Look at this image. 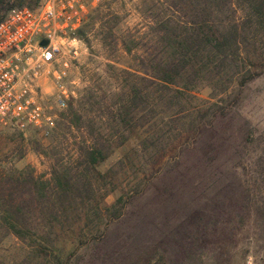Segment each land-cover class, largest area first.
Returning <instances> with one entry per match:
<instances>
[{"label": "rangeland", "instance_id": "1", "mask_svg": "<svg viewBox=\"0 0 264 264\" xmlns=\"http://www.w3.org/2000/svg\"><path fill=\"white\" fill-rule=\"evenodd\" d=\"M81 2L84 10L80 22L70 34L76 40L73 44L72 40L70 44L62 43L67 61L62 79L67 91L65 104L59 105L54 99L57 83L47 76L38 80L42 103L53 115L52 126L45 133L0 128V264H115L111 257L105 262L103 253L118 248L121 241L126 243L122 253L131 249L132 257L134 253L141 254L137 264L142 259H147L146 264H245L247 258L254 264H264L263 27L254 38H249L248 29L239 30L241 55L254 60V64L243 67V62L229 57L226 65L217 61L216 66H211L212 72L216 69L214 86L199 84L191 94L185 95L196 107L192 110L195 121L209 119L210 123L194 136V150L179 148L178 135L170 129L172 142L167 145V154L173 156L178 150L179 153L167 159L163 157L166 160L148 180L147 189L125 202L124 216L108 225L101 241L87 239L95 221L91 219L84 224L83 210L79 213L81 218L76 220L72 219L74 213H68L65 225L71 224L65 229L42 221L40 207L44 210L45 203L37 197L33 180L48 177L52 168L65 165L73 169L77 146L93 141L88 133L90 127L98 128L100 133L110 129L113 124L107 122L110 121L107 112L114 109L112 101L129 90L132 71L142 74L149 63L164 53L162 25L169 16L180 17L185 7L182 0ZM21 4L36 6L34 0H8L0 5V14ZM219 5L220 10L214 12L215 22L225 28L237 20L236 26L241 27L244 6L236 5L233 0H220ZM251 45L259 48L252 53ZM244 68L257 74L238 86L236 82L246 73ZM89 93L93 94L92 101ZM216 107L221 111L212 112ZM186 118L177 120V133L181 131L185 135L188 131ZM167 123L161 124L160 130L167 129L170 125ZM136 130L121 142L116 138L109 141L106 154L94 165L93 202L98 206L111 204L119 194L127 195L137 180L148 176L150 167L157 165L158 151L150 145L143 148L141 136L144 135L140 127ZM200 159L207 165L212 161L210 165L214 168L210 165L209 170L199 168L201 163L195 162L197 171L202 170L197 181L203 186L200 190L182 195L177 188L163 191L172 183L179 184L177 170ZM238 161L246 166L245 173H241L239 166L230 165ZM223 171L225 175H221ZM239 175L249 183L246 192L233 190ZM165 198L171 208L161 206ZM184 199L185 203L191 200L194 208L189 209ZM178 205L184 212H177L176 218L167 216L163 222V215L171 214ZM195 210L202 215L197 224L180 223L177 234L171 233L180 217ZM142 213L145 228L137 226ZM18 226L26 228L27 234H17L12 227ZM141 229H146L145 235L139 234ZM40 232H44V238L38 237ZM127 235L130 236L126 238Z\"/></svg>", "mask_w": 264, "mask_h": 264}, {"label": "trees", "instance_id": "2", "mask_svg": "<svg viewBox=\"0 0 264 264\" xmlns=\"http://www.w3.org/2000/svg\"><path fill=\"white\" fill-rule=\"evenodd\" d=\"M39 1L40 0H34V3L37 5ZM169 1L174 3V0ZM182 1L185 7H183L184 11L180 14V17L174 19L172 16H169L162 25V35L160 37L166 44L163 50L164 53L159 55L160 57L157 61L149 63L145 71H142V74L132 71L133 80L129 86V90L120 93L116 99L112 101L114 109H110L107 112L110 120L107 122L113 124L110 129L100 133L98 128L93 129L90 127L88 133L92 135L93 141L77 146V158L74 166H72L73 169L65 165L59 168H52L48 177H38L33 180L37 197L41 202L45 203L44 210L40 207L42 221L46 220L50 225L57 224L60 229H65L71 224L66 223L67 226L65 225V221L68 222V213H74L72 219L76 220V218H81L79 213L83 210L81 215L83 214L82 218L85 219L84 224H87L91 219L95 221L93 224L94 227H91L93 229L90 228V231L86 235L87 239L101 241L108 230V225L124 216L125 202H127L132 195L144 192L147 189L146 184L148 180L162 167L167 157H173L179 153L178 150L173 156L167 154V145L172 142L170 140V129H174V131H176L175 135H178L179 148L184 147L185 149L194 150V146H192L195 139L194 136L199 129L207 126L210 120L203 119L204 121L200 120L197 123L195 121L196 115H193L194 111H192L196 107L192 106L190 104L191 102L187 101L186 97L191 94L194 88L199 86V84H206L209 87L214 86L213 81L215 80L214 74L216 69L212 72L211 66H216L217 61L226 65L228 59L240 60V62H243V67L246 64H254V60L245 57L246 55H241L239 49L243 47L240 46L241 42L239 41V35L240 31L244 32V29H248L247 33L251 32L249 38H254L257 33L262 32V27L264 28V0H233L236 5L240 4L244 6L243 14L245 19L240 23L241 27L236 26L237 20H232L229 26H225V28L215 22L214 12L220 10V0ZM7 2L8 0H0V5L3 3L7 4ZM185 2H187L188 5H186ZM11 4L12 3L9 5ZM22 5L25 4L19 6ZM1 16L2 14H0V17ZM251 46L253 48L251 49L252 53L259 48V46ZM245 52H247V50ZM259 55L261 56L262 54ZM154 57L158 56L154 55ZM227 57L229 58L227 59ZM257 59L261 60L259 58ZM244 69L246 70V68ZM254 74H257V72L247 69L246 73L241 75L242 77L236 82L237 85H242L244 81ZM88 97L91 98V101L94 98L92 93H89ZM201 106L204 105L202 104ZM207 109H209V107ZM197 110L198 108L195 112H197ZM216 111L220 112L221 108L216 107L212 110V112ZM70 113L72 115L75 112L71 109ZM180 117H187L185 120L189 124L188 131H186L185 135H182L181 131L177 133L178 127H175ZM166 122L170 124L168 128L160 130V125H165ZM139 127L142 132L141 135H144L141 136L143 148L150 145L158 151L157 165L155 167L154 165L150 167L151 171L148 176L139 178L127 195L123 197V195L119 194L111 204L98 206L93 202L92 171L94 165L106 154L110 144L109 141L116 138L118 142H121L126 139L129 134L136 133V129ZM163 157L166 159H163ZM194 160H197V158H194ZM195 162H197L198 165L201 163L199 168L205 167L203 169L209 170L208 168L212 161L207 165V163L200 159L199 161L190 162V165L187 167L184 165L181 170L176 171L179 184L176 185L172 183L164 188L163 191L168 190L166 192H170L172 189L177 188L182 195V193L197 192L200 190L203 186L201 187L200 182L197 181L200 179L202 174L200 172H202V170L197 171L198 168L195 167ZM233 164L242 169L241 173H245L246 170L244 168H246V166L243 162L238 161L230 165ZM223 166L225 167V165ZM210 167L214 170L212 165H210ZM71 169L73 171V176L70 173ZM225 174L226 172L221 175ZM247 182L246 178L239 175L238 182L236 186H234L235 189L233 187V190H237L239 193L243 191L246 192L249 188V183ZM209 183L211 187L214 186L211 181H209ZM223 185L222 183L218 189ZM204 188H207V186L204 185ZM225 192L227 193V191ZM178 200L181 203L179 198ZM186 201L187 200L184 199L183 203ZM165 202L166 198L161 203V206L170 207L169 203ZM186 204H188L189 209L195 206V204L191 203V200L190 203L187 202L185 205ZM177 212H184L180 210L179 205L171 214L165 213L163 215V222L167 221V216L173 217ZM177 215L174 218H176ZM201 216L202 215H199L195 210V212L189 214V216L187 214V216L184 215L182 219L180 217V220H178V223L171 230V233L177 234V225L180 223H185L187 225L197 224V221L202 219ZM11 218H14V215ZM145 224V216L144 213H142L139 216L137 226L145 228ZM12 228L19 235L27 234V229L23 226ZM43 233L44 232H40L38 237L44 238L45 234ZM139 234L145 235L146 229H141V233ZM129 236L130 235H127L126 238ZM124 244L126 243L121 241L118 248L110 249V252L107 254L103 253L105 262L107 258L111 257L116 260L113 261L115 264H137L141 258V254L134 253L132 257L129 253L131 249L129 252L122 253L121 249ZM142 249L144 250L145 247ZM142 260L140 264L147 263V259Z\"/></svg>", "mask_w": 264, "mask_h": 264}, {"label": "built area", "instance_id": "3", "mask_svg": "<svg viewBox=\"0 0 264 264\" xmlns=\"http://www.w3.org/2000/svg\"><path fill=\"white\" fill-rule=\"evenodd\" d=\"M82 10L81 0H40L35 7L15 6L2 14L0 128L45 133L52 126L53 115L45 110L38 80L47 76L57 83L54 99L65 104L67 91L62 79L67 61L62 43L76 40L70 34L78 26ZM41 39L46 42L40 44ZM245 264L254 263L247 258Z\"/></svg>", "mask_w": 264, "mask_h": 264}, {"label": "water", "instance_id": "4", "mask_svg": "<svg viewBox=\"0 0 264 264\" xmlns=\"http://www.w3.org/2000/svg\"><path fill=\"white\" fill-rule=\"evenodd\" d=\"M45 42H46V39H41V40L39 41L40 44H44Z\"/></svg>", "mask_w": 264, "mask_h": 264}]
</instances>
